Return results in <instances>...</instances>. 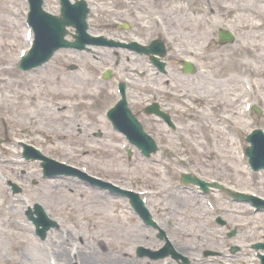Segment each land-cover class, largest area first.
Returning a JSON list of instances; mask_svg holds the SVG:
<instances>
[{"label":"rangeland","instance_id":"1","mask_svg":"<svg viewBox=\"0 0 264 264\" xmlns=\"http://www.w3.org/2000/svg\"><path fill=\"white\" fill-rule=\"evenodd\" d=\"M91 3H93L91 25L100 27L104 21L126 18L134 28L140 27L145 37L148 33L163 34L169 41L173 53L179 56L190 55L198 65L200 70L189 79L179 78L172 68L175 77L183 86L179 90L180 93H189V97H197L201 102L199 107L201 113L188 111L176 115L177 120L186 129L179 130L191 134L190 140L196 142L195 144L186 142L189 152L178 154L180 159L187 156L191 162L179 164L169 154L163 153L165 146L171 145L172 140L168 139V135L158 133L160 130L157 129L155 131L160 150L150 160H145L137 152L131 153L128 159L121 149L122 138L111 132H105L103 138L92 136L88 131L78 136L74 127L77 123H81L85 130L86 123L93 128L100 122H97L98 116L97 120L91 121L86 111L92 114L94 112L84 105L81 117L79 119L72 117L74 108L69 105L70 101L73 103L78 101L82 105L88 91L97 97L98 91L101 90L98 96H102L101 98L105 92V88L96 79L90 82L87 79V75L92 74V68L87 65L92 61L91 55L61 50L51 62L37 68L35 72H22L16 68L18 50L26 46L20 43L24 41L25 25L22 17L23 7H18V0H0V96L1 93L4 94L3 98L0 97V115L9 121L8 140L26 139L38 145L46 154L77 166L87 167L89 173L102 176L119 186L152 188L154 190L152 199L159 203L172 197L177 201L182 199L180 200L182 212L172 215L165 207V214L158 212L156 217L165 227L168 222L169 228H172L171 226L186 228L184 233L176 232L173 237L169 236L181 251L193 259L188 264H201L198 258L203 240L205 247L226 254V245L229 242L222 244L215 239L218 238L215 232L222 234L224 228L207 229L208 226H216L213 222L214 213L219 211L207 210L201 221L203 197L194 198L191 192L175 191L174 184H170L171 180L177 177L176 172L184 166L204 178H220L241 187H248L251 178L252 185L249 187L264 196V171L248 173L241 159L235 162L237 166L233 169L232 162L228 160L233 152H235L233 156L236 157V153L244 145L245 132L257 124L264 128V0H146L141 6V2L123 0H91ZM224 6L229 7L230 11L223 9ZM174 11L176 22L171 23L170 14ZM148 18L153 20L147 21ZM155 18H159L161 22L155 21ZM221 26L235 31L237 39L234 44L217 46L214 31ZM107 62L109 61L102 60L94 69L95 72ZM67 65L76 68L68 69ZM246 84L249 87H245ZM50 87H54L53 89L63 87L70 90L74 97L69 94L60 96L59 108L51 102L48 103L45 117L42 116V120H39L41 119L38 118L39 115L35 117L31 113L33 103H37L27 97L32 98L31 93L37 95L39 89L41 96L49 99L52 95ZM65 90L62 92H66ZM136 97L140 98L142 95ZM14 98L19 100L18 107L16 103H12ZM101 98L98 99L99 106L105 102ZM9 99L11 104L7 103ZM244 102L261 106V116L256 117L253 113L245 111ZM25 104H28V107ZM226 115L230 120L222 122ZM13 119L15 122L11 124ZM37 123L46 130L37 128ZM54 126L57 128H53ZM161 128L163 132H167L163 126ZM217 132L223 133L230 140L232 145L229 151L222 149V143L220 140L217 141ZM217 147L225 153L223 159L215 158L218 154ZM2 151L4 153H0V156L5 155L3 157L18 161L15 148L4 146ZM237 156L239 157L238 154ZM36 165V162L26 164L33 175L39 172ZM13 169L18 175V168ZM118 171H121V174ZM122 171L125 172L124 177L121 176ZM5 176L7 175H0V201L4 197L7 199L0 203V264H16L23 261L24 264H34L29 259L30 256L24 253L40 255L41 263L48 264L49 248L53 247L58 256L56 245L66 247L65 250L69 251L78 250L83 257L86 252H92L89 248L94 247L95 252L101 255L94 254L92 258L94 263L91 264L118 263L115 256H111L115 258L114 261L108 258L110 247H119L125 251L126 257L120 260L122 263L130 262L125 261V258H128L137 261L138 264L164 262L175 264L170 261H147L135 255L134 247L137 244L150 246L154 241H149L148 237L151 240L154 238L150 229L142 227L130 213L124 199L110 196L108 193L106 195L98 188L84 185L74 177L41 180L39 176H35L39 182L34 186L30 185L27 188L29 190L21 197L13 199L7 192ZM34 200L40 202L47 214L55 218L59 224L57 229L53 228L54 230L47 233L45 242L34 238L32 225L22 211L26 204H31ZM210 202L214 205L212 199ZM236 207V212L232 213L229 210L233 208L229 206L221 208L224 211L222 217L226 219L228 227L244 229L242 237H246L249 231L258 233L264 229V211L252 214L243 205ZM111 212L118 214L112 221L106 217ZM122 213L128 217L120 218L119 215ZM23 235L28 236V239L26 240ZM103 236L108 250L95 245L94 239ZM82 241L85 244L83 249L75 248V245ZM155 241L156 246L159 241L157 239ZM240 246L245 247L244 244ZM58 258L61 264H64L65 260L59 256ZM195 258L198 261H194ZM218 259L223 262L213 264H242L228 258ZM85 264L90 263L85 261Z\"/></svg>","mask_w":264,"mask_h":264},{"label":"bare ground","instance_id":"2","mask_svg":"<svg viewBox=\"0 0 264 264\" xmlns=\"http://www.w3.org/2000/svg\"><path fill=\"white\" fill-rule=\"evenodd\" d=\"M31 39V38H30ZM217 140L219 141L220 140V143H222V148H225V150H228L230 149V140L228 139V137L224 136L223 133H219L217 132ZM120 174H121V171H118ZM184 203V201H183ZM116 216H118V214L114 213V212H111L107 217V219L109 220H114L115 218H117ZM119 217H123V219L125 218L123 215H119ZM131 236V235H130ZM94 242H95V245H98L99 247H103L104 249H107L108 250V246L105 244V242L103 241L102 238L100 237H97L96 239H94ZM85 244L82 243V246L80 247L81 249H83ZM66 247H61V246H58L56 245V249L58 251V255L59 257L64 261V263H69V258L67 257V250H65ZM79 249V248H78ZM92 252H86L85 253V256H84V261L88 262V263H94V259L93 258V255L95 254L96 256H99L101 255V253H97L95 252L94 250V247L92 248H89ZM24 253V252H23ZM22 253V254H23ZM25 255H29V259L34 263V264H42L41 263V257L40 255H30L28 253H24ZM111 256H115L116 258V261H118V263H115V264H138L137 261L135 260H129L128 258H125V261H130V262H124L122 263V261H120L121 259H123L122 257H126L125 255V251L123 250H120L119 247H110V255L108 256V258L110 259V261H114L115 258H112Z\"/></svg>","mask_w":264,"mask_h":264}]
</instances>
